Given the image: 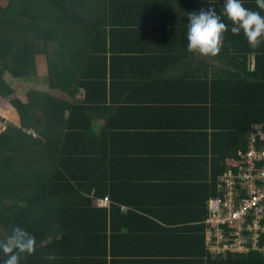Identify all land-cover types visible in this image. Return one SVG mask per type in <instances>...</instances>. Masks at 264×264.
<instances>
[{
    "label": "trees",
    "instance_id": "trees-1",
    "mask_svg": "<svg viewBox=\"0 0 264 264\" xmlns=\"http://www.w3.org/2000/svg\"><path fill=\"white\" fill-rule=\"evenodd\" d=\"M221 5L0 0V109L10 108L19 123L0 132V240L14 226L44 239L22 264H146V176L131 169L146 166V150L115 143L146 128L121 124L122 109L138 114L146 105L135 101L146 94V66H193L151 80L165 84L161 105L176 117L173 128L195 131L202 142L207 198L218 195L248 132L264 124V43L251 48L224 17L228 30L217 55L188 50V14ZM243 5L264 15L256 0ZM105 197L109 207L99 208ZM232 257L205 264H264L255 253Z\"/></svg>",
    "mask_w": 264,
    "mask_h": 264
},
{
    "label": "crops",
    "instance_id": "crops-1",
    "mask_svg": "<svg viewBox=\"0 0 264 264\" xmlns=\"http://www.w3.org/2000/svg\"><path fill=\"white\" fill-rule=\"evenodd\" d=\"M154 67L146 66L143 71L146 94L135 99L137 103L146 105L139 106L138 114L122 109L121 124L127 121L132 128L133 125L146 128H138L140 132L125 133V136L120 134L115 140L123 146L130 144L135 149L146 150V166H131L135 177L146 176V264H205L207 260H214L205 249L204 222L211 200V197L207 198L210 164L200 157L202 142L199 143V138L193 135L195 131L181 132L173 128L176 117L161 105L166 101L162 90L165 84L159 85L151 80L153 75H183L193 66L181 63L172 68H164V65ZM152 71L158 73L151 74ZM57 97L69 100L67 96ZM120 97L116 95L115 100ZM104 123V119L96 120L95 131L101 130ZM130 134L137 136L134 138ZM98 207L108 208L109 204H98ZM126 210L123 208L122 213L125 214ZM43 240L38 239L36 243ZM164 246H168L167 250Z\"/></svg>",
    "mask_w": 264,
    "mask_h": 264
},
{
    "label": "built area",
    "instance_id": "built-area-1",
    "mask_svg": "<svg viewBox=\"0 0 264 264\" xmlns=\"http://www.w3.org/2000/svg\"><path fill=\"white\" fill-rule=\"evenodd\" d=\"M236 159L222 174L218 195L209 201L205 249L212 259L255 253L264 262V124L248 132ZM98 204L106 206L109 199Z\"/></svg>",
    "mask_w": 264,
    "mask_h": 264
},
{
    "label": "clouds",
    "instance_id": "clouds-1",
    "mask_svg": "<svg viewBox=\"0 0 264 264\" xmlns=\"http://www.w3.org/2000/svg\"><path fill=\"white\" fill-rule=\"evenodd\" d=\"M264 10V0H256ZM222 11L213 6L207 10L188 14L187 47L201 55H217L223 46V36L228 30L224 17L231 22V33H243L249 46L256 49L264 43V15L243 5V0H222ZM36 251L35 236L14 226L10 235L0 240V264H22L23 259Z\"/></svg>",
    "mask_w": 264,
    "mask_h": 264
},
{
    "label": "rangeland",
    "instance_id": "rangeland-1",
    "mask_svg": "<svg viewBox=\"0 0 264 264\" xmlns=\"http://www.w3.org/2000/svg\"><path fill=\"white\" fill-rule=\"evenodd\" d=\"M52 94L56 97L60 95L65 96L57 91L52 92ZM10 124H16V125L19 124L18 117L11 111L10 108L7 110L0 109V132L3 130V128L7 127ZM24 132H26L27 134L29 133V131H24Z\"/></svg>",
    "mask_w": 264,
    "mask_h": 264
}]
</instances>
